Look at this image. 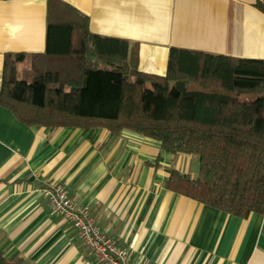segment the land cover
<instances>
[{
	"label": "crops",
	"instance_id": "0c3cea01",
	"mask_svg": "<svg viewBox=\"0 0 264 264\" xmlns=\"http://www.w3.org/2000/svg\"><path fill=\"white\" fill-rule=\"evenodd\" d=\"M62 1L91 34L138 43L143 73L164 75L171 47L264 59L257 0ZM46 9L47 0H0V86L6 53L45 52ZM197 162L126 129L25 125L0 105V250L23 264H96L71 222L51 213L40 191L49 179L89 205L132 264H264L263 215L242 219L165 187L172 170L195 177Z\"/></svg>",
	"mask_w": 264,
	"mask_h": 264
},
{
	"label": "trees",
	"instance_id": "16d2710c",
	"mask_svg": "<svg viewBox=\"0 0 264 264\" xmlns=\"http://www.w3.org/2000/svg\"><path fill=\"white\" fill-rule=\"evenodd\" d=\"M255 6L264 13V0ZM3 59L0 105L25 125L130 130L172 154L195 155V177L172 170L165 187L248 218L264 216V59L171 47L164 75L138 69V43L91 34L88 18L47 0L46 50ZM0 264H23L0 250Z\"/></svg>",
	"mask_w": 264,
	"mask_h": 264
},
{
	"label": "built area",
	"instance_id": "2783aa9c",
	"mask_svg": "<svg viewBox=\"0 0 264 264\" xmlns=\"http://www.w3.org/2000/svg\"><path fill=\"white\" fill-rule=\"evenodd\" d=\"M52 214L69 220L85 250L96 264H132L130 253L104 233L88 204L72 200L63 183L46 179L41 187Z\"/></svg>",
	"mask_w": 264,
	"mask_h": 264
},
{
	"label": "rangeland",
	"instance_id": "374dc122",
	"mask_svg": "<svg viewBox=\"0 0 264 264\" xmlns=\"http://www.w3.org/2000/svg\"><path fill=\"white\" fill-rule=\"evenodd\" d=\"M18 72H19V78L27 82L32 81L33 72L30 69V61L28 58L21 61L18 64ZM262 95L264 94H251V95L243 96L242 99L243 100H253L257 98L258 96H262ZM198 166H199V162H197V170H198Z\"/></svg>",
	"mask_w": 264,
	"mask_h": 264
}]
</instances>
